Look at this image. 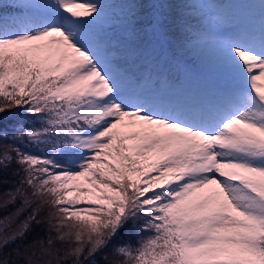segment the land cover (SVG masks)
I'll return each instance as SVG.
<instances>
[{
    "label": "snow or ice",
    "instance_id": "1",
    "mask_svg": "<svg viewBox=\"0 0 264 264\" xmlns=\"http://www.w3.org/2000/svg\"><path fill=\"white\" fill-rule=\"evenodd\" d=\"M205 2L0 0V264H264V4Z\"/></svg>",
    "mask_w": 264,
    "mask_h": 264
},
{
    "label": "trees",
    "instance_id": "2",
    "mask_svg": "<svg viewBox=\"0 0 264 264\" xmlns=\"http://www.w3.org/2000/svg\"><path fill=\"white\" fill-rule=\"evenodd\" d=\"M257 1L258 0H214V2L211 4L207 2L205 3L210 7V9H226L240 18L241 10H242L240 7V2H242L244 4L245 11L249 13L251 20L254 21V23H256L259 21V18L261 16V11H258L256 8ZM129 2H133V0H112L111 1V3H116V4L129 3ZM172 2L182 4V3L189 2V0H172ZM187 59L189 61H192L195 65L201 66L206 69H212V67L214 66V64L211 61V57L210 56L208 57L206 53L202 54L201 56H194V55L189 56ZM7 123L11 125L15 123V120L9 119ZM0 143L10 144L12 143V141L11 140L3 141ZM9 179L11 182L7 185H3L2 187H0V191H7L8 189H10L19 179V177L9 175Z\"/></svg>",
    "mask_w": 264,
    "mask_h": 264
},
{
    "label": "rangeland",
    "instance_id": "3",
    "mask_svg": "<svg viewBox=\"0 0 264 264\" xmlns=\"http://www.w3.org/2000/svg\"><path fill=\"white\" fill-rule=\"evenodd\" d=\"M112 0H108V2H111ZM261 4H264V0H258L257 1V4H256V8L258 11H261ZM204 8L206 9H210V7L205 3L203 5ZM241 20L245 23H249L248 20L246 19V15L243 14L242 17H241ZM208 55L211 56L210 53H207ZM203 75L207 78H210V80H215L216 79V76L217 74H214V73H208V72H203ZM199 86L198 83H194V81H189L186 83V88L190 89V90H194L196 89L197 87Z\"/></svg>",
    "mask_w": 264,
    "mask_h": 264
}]
</instances>
